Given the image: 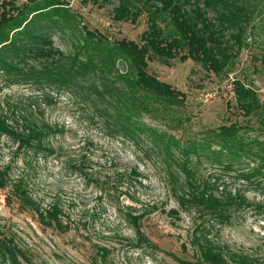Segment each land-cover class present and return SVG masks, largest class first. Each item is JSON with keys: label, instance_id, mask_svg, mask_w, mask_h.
Masks as SVG:
<instances>
[{"label": "trees", "instance_id": "trees-1", "mask_svg": "<svg viewBox=\"0 0 264 264\" xmlns=\"http://www.w3.org/2000/svg\"><path fill=\"white\" fill-rule=\"evenodd\" d=\"M30 1V5L21 6L16 4L17 0L0 1V78L5 85H28L39 91L37 95L47 103L52 101V92L81 97L108 137L143 139L149 142L151 150H162L172 159L178 170L168 176L178 208L168 214L177 217L185 213L201 220L191 233L194 260L176 258L180 264H264V254L233 250L211 238L210 228L228 223L233 211L246 205L247 200L240 191L232 193L225 188L218 192L220 178L205 179L199 176L197 168L202 156L211 157L218 164H226L229 170L239 165L237 179L251 182L260 177L264 184V140H246L239 134L242 127L232 123L210 131L207 138L184 144L144 121L145 117L158 120L179 115L185 103L182 92L148 71L149 62L170 65L175 59H190L204 70L222 75L244 46L252 8L240 0H117L116 4L111 0H82L92 1L98 7L113 4L111 15L116 23L134 24L143 17L148 28L139 44L126 39L111 41L99 31H89L67 12L65 1ZM59 26L75 38L76 45L70 54L54 46L50 31ZM232 91L244 116L264 120V104L254 89L234 80ZM35 98H30L31 105L37 104ZM37 115L34 106H29V115L20 111L17 117L9 109H0V136L15 143L18 151L28 150L30 160L53 158L72 172L88 177L83 158H72L68 150L50 140L62 129L38 120ZM245 166L247 169H243ZM9 170L10 167L0 168V188L6 187ZM110 189L115 194L119 188L115 185ZM11 194L20 205L36 213L42 225L60 232L70 229L61 218L60 200L53 199L42 210L22 178L11 184ZM154 209L152 206L137 214H124L137 242L149 243L141 221ZM108 256L107 248H99L96 260L108 264ZM30 263L13 238H0V264Z\"/></svg>", "mask_w": 264, "mask_h": 264}, {"label": "rangeland", "instance_id": "rangeland-1", "mask_svg": "<svg viewBox=\"0 0 264 264\" xmlns=\"http://www.w3.org/2000/svg\"><path fill=\"white\" fill-rule=\"evenodd\" d=\"M62 1L79 23L111 41L126 39L140 44L147 31L143 17L134 24L112 20L111 11L117 0L103 7L92 1ZM243 2L252 8V20L243 37L242 50L222 75L216 76L190 59H175L170 65L149 62L148 71L182 92L185 103L179 115L158 120L145 117L147 124L174 135L184 144L207 138L210 131L232 123L242 127L239 134L246 140H264V120L244 116L232 91L233 81L240 80L254 89L264 104V0H240ZM16 4L30 5L31 1L17 0ZM71 34L61 26L50 31L54 46L64 54L73 52L76 45ZM118 68L122 66L118 64ZM38 93L28 85L7 86L0 78V109H9L17 117L20 111L29 115V106H34L38 120L62 129L50 140L68 150L72 158H83L88 177L73 173L53 158L30 160L28 150L18 151L15 143L0 136V168L10 167L8 183L0 188V238H13L30 264H101L96 260L99 248L109 250L108 264H180L176 258L194 260L191 233L201 220L185 213L177 217L168 214L178 208L168 176L178 170L172 159L162 150H151L143 139L108 137L81 97L52 92V101L47 103ZM30 98H35L37 104L31 105ZM190 156L196 164L194 155ZM197 164L199 176L220 178L218 192L225 188L232 193L240 191L247 200L246 205L233 211L228 223L210 228L211 238L233 250L264 254L263 179L239 180V165L229 170L226 164H218L211 157L202 156ZM20 178L42 210L53 199L60 200L61 218L70 226L67 232L42 225L36 213L20 205L11 194V184ZM106 183L110 187L116 185L118 191L114 194L110 187L106 189ZM152 206L155 209L141 221L149 243L137 242L124 214H137Z\"/></svg>", "mask_w": 264, "mask_h": 264}]
</instances>
